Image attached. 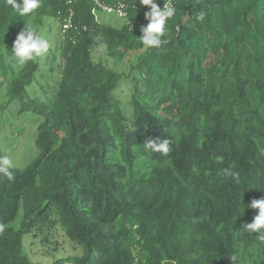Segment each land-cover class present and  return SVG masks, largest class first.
<instances>
[{
  "label": "trees",
  "instance_id": "trees-1",
  "mask_svg": "<svg viewBox=\"0 0 264 264\" xmlns=\"http://www.w3.org/2000/svg\"><path fill=\"white\" fill-rule=\"evenodd\" d=\"M101 1L124 2L126 21L100 23L90 0H41L23 18L0 0L10 101L32 107L40 69L10 58L19 31L52 21L60 35L37 156L0 174V264H264V241L242 231L259 212L245 205L264 198V0H170L177 13L154 49L139 41L147 7ZM100 44L114 63L134 55L127 74L92 58ZM157 137L167 156L145 152ZM57 230L81 253L31 259L24 238L50 243Z\"/></svg>",
  "mask_w": 264,
  "mask_h": 264
},
{
  "label": "rangeland",
  "instance_id": "rangeland-1",
  "mask_svg": "<svg viewBox=\"0 0 264 264\" xmlns=\"http://www.w3.org/2000/svg\"><path fill=\"white\" fill-rule=\"evenodd\" d=\"M98 21L119 27L122 22L112 15L99 13ZM45 28L50 27V32L44 33L49 39L51 47L49 52L39 58V74L26 92L29 99L33 101L32 107L18 101H10L4 87L0 90V156L7 155L13 162L12 168L23 169L37 156L35 144L37 128L43 120L41 115L42 105L51 100L52 88L55 86L60 69L58 55L52 59V49L58 39V25L52 21H46ZM41 32V29H38ZM13 44H11L12 46ZM92 58L96 61L105 62L118 73L127 74L134 65V55L130 54L121 62L114 63L107 57L104 45H98L92 51ZM9 59V57H8ZM6 77L0 76V83L5 86ZM23 244L29 256L35 261L50 263L60 256L80 254V249H73L62 232L57 230L50 243L41 244L39 240L25 237ZM55 248V250H53Z\"/></svg>",
  "mask_w": 264,
  "mask_h": 264
},
{
  "label": "clouds",
  "instance_id": "clouds-1",
  "mask_svg": "<svg viewBox=\"0 0 264 264\" xmlns=\"http://www.w3.org/2000/svg\"><path fill=\"white\" fill-rule=\"evenodd\" d=\"M7 4L16 16L23 18L34 14L41 7V0H19V2L17 0H7ZM139 4L149 9L144 13L148 23L141 26L139 41L148 49L158 48L165 42L164 38L167 34L168 22L176 15L177 9L171 3H164L163 9H161L157 4V0H139ZM205 15L201 11L197 13L196 19L203 21ZM25 25L13 41L11 51H8L10 58L19 66H24L30 61L45 56L51 47L49 39L42 32H38L37 29L30 25ZM93 39L99 40L100 37L96 36ZM170 144L171 141L167 138H147L143 143V147L145 152L167 156L171 151ZM12 167L13 162L9 156H0V174L12 179ZM245 208L258 209L259 212L251 223L243 225L242 231L250 235L258 233L256 238L264 241V198L253 199L248 205H245L244 211ZM2 227L0 225V230H2ZM229 259L234 261L236 257L232 256Z\"/></svg>",
  "mask_w": 264,
  "mask_h": 264
},
{
  "label": "built area",
  "instance_id": "built-area-1",
  "mask_svg": "<svg viewBox=\"0 0 264 264\" xmlns=\"http://www.w3.org/2000/svg\"><path fill=\"white\" fill-rule=\"evenodd\" d=\"M55 1H66L68 3H72L75 0H55ZM90 2L93 5L92 14L95 16L96 19L98 18V14L102 13L106 15H112L118 20L126 21V4L124 2H116L112 5H108L101 0H90ZM167 3H170V0H168ZM71 16L72 13H70L67 20H65L62 26L63 30L70 27Z\"/></svg>",
  "mask_w": 264,
  "mask_h": 264
}]
</instances>
